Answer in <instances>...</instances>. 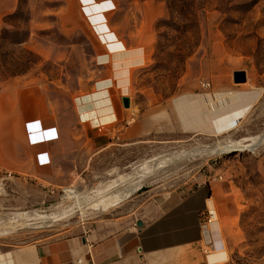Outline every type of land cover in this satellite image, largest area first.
Returning <instances> with one entry per match:
<instances>
[{
	"label": "rangeland",
	"instance_id": "1",
	"mask_svg": "<svg viewBox=\"0 0 264 264\" xmlns=\"http://www.w3.org/2000/svg\"><path fill=\"white\" fill-rule=\"evenodd\" d=\"M103 54L111 65H98ZM111 66L110 95L122 105L119 92L129 96L130 113L84 121L82 112L104 111L95 82ZM202 80L252 92L232 129L210 132L204 121L189 132L173 106L143 113L182 89L206 93ZM0 139V253L141 226L171 199L218 185L216 264H264V0H0ZM224 142L242 148L210 151ZM151 156L146 170L166 162L108 203L107 184Z\"/></svg>",
	"mask_w": 264,
	"mask_h": 264
},
{
	"label": "crops",
	"instance_id": "2",
	"mask_svg": "<svg viewBox=\"0 0 264 264\" xmlns=\"http://www.w3.org/2000/svg\"><path fill=\"white\" fill-rule=\"evenodd\" d=\"M107 64L111 65L110 62L103 65ZM130 70L131 67L127 71L128 78ZM114 71L115 68L111 66L106 75L98 80L106 82L105 79L110 77L116 79ZM108 82L109 80L106 83ZM98 90L105 92L106 98L103 96L100 104V108L104 111L98 115L82 112L80 116L83 115L84 119L100 125L115 122L124 114L129 115L130 112L125 111L126 108L118 102V99L110 95L111 91H119L118 86L104 85L94 91ZM235 90L239 92H234ZM245 93L252 92L241 87L233 88L230 85L223 87L212 85L206 93L191 90L183 94L182 89L176 97L154 103L142 110L143 113L155 114L166 112L173 106L182 117V129L185 126L187 131L193 133L199 132L204 121L210 132L222 131L226 128L230 130L232 129L230 124L251 105L252 98L244 99ZM118 98H123L120 92ZM183 116L185 124H183ZM132 131L129 130L130 135ZM132 137L128 136L127 139ZM106 147L105 144L99 150ZM224 194L222 186L211 185L209 188L199 186L188 195L165 203L160 213L141 226L100 238L56 237L44 242L18 245L0 253V264H216L225 258L224 252L220 250L218 220L212 227L215 250L207 254L204 249L199 213L205 209L208 199L212 200L215 207L221 204Z\"/></svg>",
	"mask_w": 264,
	"mask_h": 264
},
{
	"label": "bare ground",
	"instance_id": "3",
	"mask_svg": "<svg viewBox=\"0 0 264 264\" xmlns=\"http://www.w3.org/2000/svg\"><path fill=\"white\" fill-rule=\"evenodd\" d=\"M99 91V90H98ZM81 117V116H80ZM83 119V118H82ZM84 121H88V120H85L83 119ZM90 122V121H88ZM225 143V142H224ZM222 144V143H221ZM214 145V144H213ZM242 146H237L235 144L232 143H228V144H224V145H216L215 147H212L210 149V151H216V152H224V151H229L230 149H241ZM198 149V148H197ZM200 149V148H199ZM181 150V149H180ZM189 150V149H188ZM205 150V149H204ZM196 153H198V151H196ZM173 154V153H172ZM166 155V154H165ZM196 154H194L195 156ZM176 156H181L180 154L179 155H176ZM183 156V155H182ZM168 157H170L168 155ZM175 156H172L171 158H173ZM150 158V157H149ZM184 158V157H183ZM147 160L143 161L142 163L140 164H135L133 166H135L136 170H133L132 172L130 173H123V174H120L118 175L115 179H112V181L107 184L106 186V190H109L110 194L109 196L106 198L107 201H109L108 203H113V202H118L120 200H122L123 198L129 196L131 193H133L143 182H146L147 180V177L152 174V172L154 171H157L160 167H162L164 165V163L166 161H160L158 162L157 165L153 166V170H146L144 169V165L147 161L153 159L152 156L150 159L146 158ZM170 159V158H169ZM168 159V160H169ZM170 161V160H169ZM172 161V160H171ZM178 163V162H177ZM133 168V167H132ZM131 168V169H132ZM131 171V170H130ZM99 189V188H97ZM104 190V188H103ZM73 191V190H72ZM90 191V190H89ZM71 193V192H70ZM75 194V193H74ZM88 194V193H87ZM92 194V193H91ZM69 195H72V194H69ZM81 195V194H79ZM75 197V196H74ZM79 197V196H78ZM92 198V197H91ZM88 201V200H87ZM69 202V201H68ZM84 203V202H83ZM207 203L211 206L212 205V200L208 199ZM60 206V205H59ZM57 207V206H56ZM64 208V207H63ZM61 208V209H63ZM85 208V207H84ZM53 209V208H52ZM83 209V208H82ZM50 210V209H49ZM43 213V211H42ZM61 213V212H60ZM46 214V213H45ZM31 215V214H30ZM42 215V214H41ZM47 215V214H46ZM57 215V214H56ZM38 216V215H37ZM53 216V215H52ZM28 218V216H27ZM39 218H42V219H46L47 216H39ZM51 218V217H50ZM36 221V220H35ZM46 221V220H45ZM31 222V221H30ZM27 223V222H26ZM42 223V222H41ZM215 223H217V220L210 226V229H209V240L211 241V250L212 251H209L208 254H211L215 248H214V239H213V236H212V227L215 225ZM34 225V224H33ZM10 226V225H9ZM44 226V225H43ZM13 227V226H12ZM23 227V225H22ZM21 227V228H22ZM30 227V226H28ZM9 228V227H8Z\"/></svg>",
	"mask_w": 264,
	"mask_h": 264
},
{
	"label": "built area",
	"instance_id": "4",
	"mask_svg": "<svg viewBox=\"0 0 264 264\" xmlns=\"http://www.w3.org/2000/svg\"><path fill=\"white\" fill-rule=\"evenodd\" d=\"M138 48H140L142 53H144L143 47H138ZM101 56H104V57H101ZM101 56H99V61L100 62H99L98 65H103V64L109 62V59H110V55L109 54H103ZM142 64H144L143 56L138 61L137 66H141ZM105 80H107V81L109 80V82L106 83L107 81L103 82V80H97L95 82V85L97 86V88L101 87V86H104V85H108V87H111V86H114V85L117 86V81L113 77L107 78ZM200 85H201V87H203V89H208V88H210L211 84H210V81H208V80H202L200 82ZM120 94L122 96H124L123 93L120 92ZM7 175L8 176L10 175L9 171L7 172ZM211 179H212V181L219 180V179H221V176L220 175H213ZM216 220H217V211H216V208H215L214 204L212 203V205L210 206L207 203L205 209L199 213V223H200V227H201L202 234H203V243H204V246H206V247H211L210 246L211 245V241L209 240V229H210V226ZM204 249H205V252L208 254L209 252H207V248H204Z\"/></svg>",
	"mask_w": 264,
	"mask_h": 264
},
{
	"label": "water",
	"instance_id": "5",
	"mask_svg": "<svg viewBox=\"0 0 264 264\" xmlns=\"http://www.w3.org/2000/svg\"><path fill=\"white\" fill-rule=\"evenodd\" d=\"M233 80L234 82L236 83H240V82H244L246 80V76H245V72L244 71H236L233 73ZM122 102H123V105L125 107H128L129 106V98L128 97H123L122 98ZM85 238L83 237L82 240H84Z\"/></svg>",
	"mask_w": 264,
	"mask_h": 264
}]
</instances>
